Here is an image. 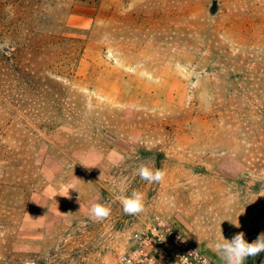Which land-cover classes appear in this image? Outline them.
Instances as JSON below:
<instances>
[{
    "label": "rangeland",
    "instance_id": "obj_1",
    "mask_svg": "<svg viewBox=\"0 0 264 264\" xmlns=\"http://www.w3.org/2000/svg\"><path fill=\"white\" fill-rule=\"evenodd\" d=\"M56 2L33 0L22 26L0 0V27L18 21L0 33V264H118L154 215L225 264L221 233H264V0ZM133 190L145 210L126 215ZM94 203L110 215L95 221Z\"/></svg>",
    "mask_w": 264,
    "mask_h": 264
},
{
    "label": "built area",
    "instance_id": "obj_2",
    "mask_svg": "<svg viewBox=\"0 0 264 264\" xmlns=\"http://www.w3.org/2000/svg\"><path fill=\"white\" fill-rule=\"evenodd\" d=\"M197 250V256H188ZM217 264L209 254L195 247L188 238L166 219L154 215L148 222L132 230L127 247L118 264ZM198 257V258H197Z\"/></svg>",
    "mask_w": 264,
    "mask_h": 264
},
{
    "label": "clouds",
    "instance_id": "obj_3",
    "mask_svg": "<svg viewBox=\"0 0 264 264\" xmlns=\"http://www.w3.org/2000/svg\"><path fill=\"white\" fill-rule=\"evenodd\" d=\"M136 171L140 179L149 183L160 182L165 175L163 170L149 166L146 163H141ZM121 203L123 212L126 215H138L145 210L143 195L136 190H133L130 195L122 196ZM110 213L111 208L106 204L94 203L90 208L91 218L95 221L107 218ZM235 226L239 227V224L237 223ZM214 250L224 259L225 264H245L248 257H256L264 252V233L260 234L251 243L245 240L243 232L236 234L231 240L225 239L221 233L220 239L215 242ZM190 255L197 256V250L188 254V256ZM188 256L181 257L182 264H189ZM203 264H207V260H204Z\"/></svg>",
    "mask_w": 264,
    "mask_h": 264
},
{
    "label": "trees",
    "instance_id": "obj_4",
    "mask_svg": "<svg viewBox=\"0 0 264 264\" xmlns=\"http://www.w3.org/2000/svg\"><path fill=\"white\" fill-rule=\"evenodd\" d=\"M49 0H46V6L48 4ZM73 1L75 0H57V5H58V10L60 12H65L70 10L73 7ZM33 0H13V6L16 8V13H20V22L19 25H24V23L26 22V14L28 12L29 9H34L33 8ZM0 7L3 9V5L0 4ZM0 9V12L2 11ZM5 11V10H4ZM8 17V16H7ZM45 18H47V15L45 16ZM49 19V18H48ZM46 19V24L48 26H51V22L50 20ZM7 21V22H6ZM18 23V21H13V19H11V21H8L7 18L6 20H3L2 25L0 27V33L3 34L4 38L9 37V35H12L11 32V28L13 26H15ZM59 28H60V34L58 37V43L60 44L61 47H66V50L64 52H62L60 54V60L59 62L61 63V70L66 69L67 67H69L70 69V65L73 62V60H75L76 58L74 57L75 53H76V49H75V45H73V43L75 42V39L72 37V29L68 28L66 26H64L63 24H58ZM12 42L11 44L16 45V50L19 51L18 53H20V49H18V47L22 48V43H23V39L21 38H15V39H11ZM6 42H4L3 48L2 50L5 51L6 53L9 52L10 50V43L5 44ZM24 45V44H23ZM25 47V45H24ZM17 53V54H18ZM17 56V55H16ZM69 70L63 71L62 75H65L66 73H68L70 75V73L68 72ZM22 83V82H21Z\"/></svg>",
    "mask_w": 264,
    "mask_h": 264
}]
</instances>
